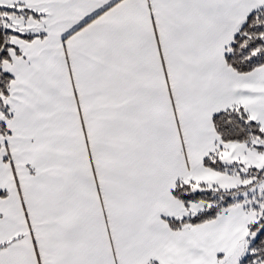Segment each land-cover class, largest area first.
Here are the masks:
<instances>
[{
    "label": "snow or ice",
    "instance_id": "6c2138e0",
    "mask_svg": "<svg viewBox=\"0 0 264 264\" xmlns=\"http://www.w3.org/2000/svg\"><path fill=\"white\" fill-rule=\"evenodd\" d=\"M0 264H264V0H0Z\"/></svg>",
    "mask_w": 264,
    "mask_h": 264
}]
</instances>
